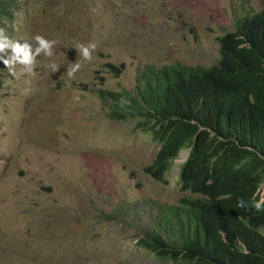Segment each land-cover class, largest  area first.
<instances>
[{"label":"rangeland","instance_id":"rangeland-1","mask_svg":"<svg viewBox=\"0 0 264 264\" xmlns=\"http://www.w3.org/2000/svg\"><path fill=\"white\" fill-rule=\"evenodd\" d=\"M16 3L14 17L0 20L6 36L33 48L36 35L57 43L32 73L16 65L14 77L0 60V264H173L137 243L163 232V209L192 194L181 182L190 151L173 162L168 184L152 179L144 167L161 145L136 121L111 119L95 90H132L147 65L216 64L218 39L264 0ZM89 44L91 61L77 50ZM110 63L125 65L119 77Z\"/></svg>","mask_w":264,"mask_h":264},{"label":"trees","instance_id":"trees-1","mask_svg":"<svg viewBox=\"0 0 264 264\" xmlns=\"http://www.w3.org/2000/svg\"><path fill=\"white\" fill-rule=\"evenodd\" d=\"M16 2L0 0V20L13 18ZM235 28L218 39L212 66L147 65L132 90H95L111 119L136 121L161 145L144 167L152 179L168 184L190 150L181 182L192 194L163 209V232L137 243L165 262L264 264V210L253 206L264 184V10L238 16ZM108 67L119 77L125 65Z\"/></svg>","mask_w":264,"mask_h":264},{"label":"clouds","instance_id":"clouds-1","mask_svg":"<svg viewBox=\"0 0 264 264\" xmlns=\"http://www.w3.org/2000/svg\"><path fill=\"white\" fill-rule=\"evenodd\" d=\"M17 5V3H16ZM16 7V6H15ZM15 11V8H14ZM15 13V12H14ZM14 17V16H13ZM6 19H12L8 17H4ZM35 47L33 48V44L28 41H24L21 43L18 40H12L8 36L4 34V29H0V60H2L3 64L8 69L9 73L16 77V65L22 66V72L32 73L33 69L36 65V59L41 54L50 57L53 55L52 49L54 45L57 43L55 40H48L41 35H36L33 37ZM95 44H89L88 46L79 45L77 50L80 56L83 57L84 60L91 61L92 60V51L95 50ZM11 51V55H8V51ZM7 56V58H5ZM53 72L59 71L55 64L50 65ZM81 65L78 60L77 63L72 64L68 70L67 75L71 78L74 74L80 69ZM18 78V77H17ZM125 103V101H121V104ZM190 151V150H189ZM239 207H245L244 201L238 202ZM253 206L257 211L264 210V195H261L259 201H255Z\"/></svg>","mask_w":264,"mask_h":264}]
</instances>
